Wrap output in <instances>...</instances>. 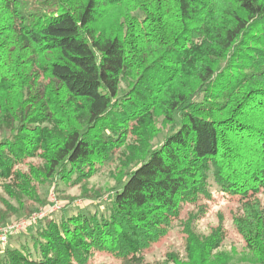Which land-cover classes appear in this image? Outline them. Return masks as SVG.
<instances>
[{"label":"trees","instance_id":"1","mask_svg":"<svg viewBox=\"0 0 264 264\" xmlns=\"http://www.w3.org/2000/svg\"><path fill=\"white\" fill-rule=\"evenodd\" d=\"M0 136V227L40 187L87 193L120 170L87 196L109 195L105 212L48 217L0 264H157L178 223L184 256L168 260L235 264L223 217L194 228L210 179L264 264V0H0Z\"/></svg>","mask_w":264,"mask_h":264},{"label":"rangeland","instance_id":"2","mask_svg":"<svg viewBox=\"0 0 264 264\" xmlns=\"http://www.w3.org/2000/svg\"><path fill=\"white\" fill-rule=\"evenodd\" d=\"M123 88H126L124 85ZM1 137V136H0ZM162 136L159 139L154 141V144L157 145L160 142ZM39 161H36L38 164ZM118 162H112L105 167L103 173L93 177L88 183L85 184L87 188V193H84L83 188H69L64 185L58 188V191L52 186H44L39 188V196L41 202H38L32 207V210L28 212L18 213L13 216L4 226L19 222V221H29L36 214H46L43 218L38 220L37 223L31 225L28 229L23 230L18 236L13 237L8 246L1 247H19L21 244L27 240L26 235L38 225L39 222L45 220L51 216H60L64 212H76L78 209H85L89 211L101 210L104 211L108 208V198L109 195L104 196L101 201L91 200L87 196H92L94 194H105L111 192V189L117 187L115 182V177L119 173ZM211 190L213 193L214 200L209 204V211L205 214L200 221H198L194 228L198 233L209 234L211 230L219 225L221 217L224 218V226L227 232V238L224 243L223 249L232 252L237 250V257L235 264H254L251 261L245 259V252L243 249V241L237 230L231 222V205L221 199L219 196V188L214 183L213 179H210ZM85 197V198H84ZM57 204L58 208L56 210H51V206ZM13 205L18 206L16 202H13ZM0 208L2 205L0 203ZM191 209V208H189ZM65 210V211H64ZM0 227V228H2ZM184 242L181 232V227L178 225L175 226L173 232L165 239H163L153 252H151L146 261L157 263V264H174L171 260H168L167 255L169 253L177 254L181 258L184 256ZM96 263L107 262L108 264H117L110 257L99 255L95 261Z\"/></svg>","mask_w":264,"mask_h":264},{"label":"built area","instance_id":"3","mask_svg":"<svg viewBox=\"0 0 264 264\" xmlns=\"http://www.w3.org/2000/svg\"><path fill=\"white\" fill-rule=\"evenodd\" d=\"M58 208L57 204L51 206V210H56ZM46 216V214H36L31 218L29 221H19L13 224H10L8 226L0 228V246L1 247H6L8 246L10 240L22 233L23 230L28 229L31 225L35 224Z\"/></svg>","mask_w":264,"mask_h":264}]
</instances>
